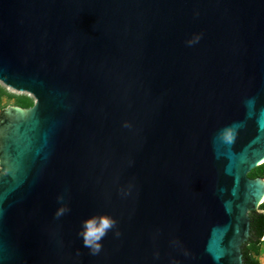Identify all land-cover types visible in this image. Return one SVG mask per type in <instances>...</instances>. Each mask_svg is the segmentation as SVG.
<instances>
[{
  "label": "water",
  "instance_id": "obj_1",
  "mask_svg": "<svg viewBox=\"0 0 264 264\" xmlns=\"http://www.w3.org/2000/svg\"><path fill=\"white\" fill-rule=\"evenodd\" d=\"M0 82V264H242L264 0H0Z\"/></svg>",
  "mask_w": 264,
  "mask_h": 264
},
{
  "label": "rangeland",
  "instance_id": "obj_2",
  "mask_svg": "<svg viewBox=\"0 0 264 264\" xmlns=\"http://www.w3.org/2000/svg\"><path fill=\"white\" fill-rule=\"evenodd\" d=\"M35 102L34 97L26 91H18L0 82V109L7 106H18L22 109H27ZM247 175L249 177L264 178V161L253 167ZM257 210L264 212V197L261 203L257 206ZM250 255L258 261L259 264H264V235L260 239V243L247 244Z\"/></svg>",
  "mask_w": 264,
  "mask_h": 264
},
{
  "label": "trees",
  "instance_id": "obj_3",
  "mask_svg": "<svg viewBox=\"0 0 264 264\" xmlns=\"http://www.w3.org/2000/svg\"><path fill=\"white\" fill-rule=\"evenodd\" d=\"M249 238L241 246L242 252V264H259L256 259H254L248 250L247 244H259L260 239L264 235V212L263 211H250L249 212Z\"/></svg>",
  "mask_w": 264,
  "mask_h": 264
},
{
  "label": "snow or ice",
  "instance_id": "obj_4",
  "mask_svg": "<svg viewBox=\"0 0 264 264\" xmlns=\"http://www.w3.org/2000/svg\"><path fill=\"white\" fill-rule=\"evenodd\" d=\"M90 235H92V233H90Z\"/></svg>",
  "mask_w": 264,
  "mask_h": 264
},
{
  "label": "bare ground",
  "instance_id": "obj_5",
  "mask_svg": "<svg viewBox=\"0 0 264 264\" xmlns=\"http://www.w3.org/2000/svg\"><path fill=\"white\" fill-rule=\"evenodd\" d=\"M264 160V159H263Z\"/></svg>",
  "mask_w": 264,
  "mask_h": 264
}]
</instances>
